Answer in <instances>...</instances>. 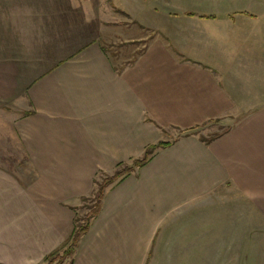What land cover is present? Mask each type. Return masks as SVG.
Returning <instances> with one entry per match:
<instances>
[{
	"label": "crops",
	"instance_id": "1",
	"mask_svg": "<svg viewBox=\"0 0 264 264\" xmlns=\"http://www.w3.org/2000/svg\"><path fill=\"white\" fill-rule=\"evenodd\" d=\"M104 4L0 0L8 155L24 157L0 160V264H54L95 180L158 142L170 144L106 188L61 264H231L216 253L264 220V0L216 18L154 12L160 33L136 54L107 45ZM50 28L68 29L64 54L25 53Z\"/></svg>",
	"mask_w": 264,
	"mask_h": 264
},
{
	"label": "rangeland",
	"instance_id": "2",
	"mask_svg": "<svg viewBox=\"0 0 264 264\" xmlns=\"http://www.w3.org/2000/svg\"><path fill=\"white\" fill-rule=\"evenodd\" d=\"M107 1L104 0L105 13L103 18L104 22L109 25L108 27H103V30L110 34V40L107 45L118 48L123 44H128L127 47H123L122 49H130L134 51V54L143 50L149 40L160 33L159 24L161 21H159V13L155 14L154 12L165 10L168 15H176L175 11H177L178 14H182L183 11L190 9L193 12L206 15L211 13L219 14L218 10L223 9V7L235 6L241 3V0H112L118 4L121 9H124V11L111 13L108 11L111 4ZM169 20L170 18L167 20L168 23L171 22ZM122 21H126V23L128 21V24L132 26L121 25V23H123ZM67 30L68 29L65 28L41 29L40 37L41 41L44 42H40L39 45L25 44V53L26 51H28L29 54L33 52L34 55H37L39 61H41L44 56L43 53L51 51L54 47V53L56 55L54 62H56L57 59L64 54L63 52H65L63 49L66 46L63 44H65L67 40V36L65 35ZM23 31H26V29H23ZM116 35L118 36L116 37ZM166 37L171 42L172 46L176 48L175 39L168 36ZM52 44L53 46H51ZM44 62L45 60L42 61V64ZM42 64L40 62L41 67ZM11 111L12 109L9 105L3 104L0 101V160L7 165L8 168L14 169L15 167L17 168L15 162L20 159L23 160L24 157L8 155L9 152L13 151L12 149L9 150V147L13 146V149L16 148L14 147L15 141L10 139V135L13 133V114L10 113ZM10 144H12V146ZM100 178H102V175ZM88 204L89 201L86 200L82 205L80 204L78 206L79 216L86 213V206H88ZM256 227H258V229L254 230ZM216 254L217 261L221 259L227 260V262L233 261L231 264H264V220H258L254 225L249 226L248 234L242 237V245L238 247V252H217ZM200 257V264H203L202 259L207 257V255L201 253ZM185 262L187 263L186 259L182 261V264H185Z\"/></svg>",
	"mask_w": 264,
	"mask_h": 264
},
{
	"label": "trees",
	"instance_id": "3",
	"mask_svg": "<svg viewBox=\"0 0 264 264\" xmlns=\"http://www.w3.org/2000/svg\"><path fill=\"white\" fill-rule=\"evenodd\" d=\"M172 14V13H170ZM175 14H178L175 11ZM182 14H186L189 16L198 15L199 18H216L217 16L214 14L206 15V14H197L193 12H182ZM170 142H158L156 144L150 145L146 150L142 158L134 159L131 163L120 164L117 169L110 175L104 174V177L101 178L100 181H96L97 185L95 191L89 196L84 197L83 200L89 201L87 207V211L82 216H77L75 219V226L72 238L67 247H65L61 252L56 251L52 253L49 257L46 258V261L54 264H61L67 257L71 256L74 252V248L77 246L80 238L87 232L90 226V221L93 217H95L102 206V199L104 196V192L106 188L116 182L117 180L122 179L124 176L132 172L136 167L142 166L146 163V161L150 158V156L154 153L157 148L168 146Z\"/></svg>",
	"mask_w": 264,
	"mask_h": 264
}]
</instances>
